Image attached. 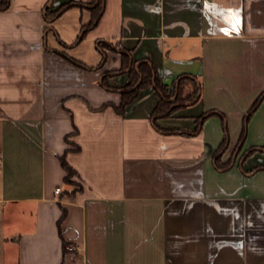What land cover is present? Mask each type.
Segmentation results:
<instances>
[{
    "label": "crops",
    "instance_id": "crops-1",
    "mask_svg": "<svg viewBox=\"0 0 264 264\" xmlns=\"http://www.w3.org/2000/svg\"><path fill=\"white\" fill-rule=\"evenodd\" d=\"M100 3L0 0V264H264V0Z\"/></svg>",
    "mask_w": 264,
    "mask_h": 264
},
{
    "label": "trees",
    "instance_id": "trees-1",
    "mask_svg": "<svg viewBox=\"0 0 264 264\" xmlns=\"http://www.w3.org/2000/svg\"><path fill=\"white\" fill-rule=\"evenodd\" d=\"M95 1H96V0H92L93 3H94ZM6 2H7V0H3V3H6ZM99 4L101 5L100 0H97V6H96L97 8L99 7ZM70 5H71V4H68V5L64 6L62 9H60V10L55 14V16L58 15V14H60L62 11H64V10L67 9L68 7H70ZM100 12H101V7L99 8L97 14L95 15V17H94V19H93V21H92V23H91V26L94 25V24L97 22V20L99 19V17H100ZM83 35H84V32H83ZM83 35H82V36H83ZM121 51H123V50H121ZM138 70H139L140 73H141V81H140L139 83H137L138 86L135 87L136 83H133V84H130L129 86L125 87L124 89L119 90L120 92L126 94L129 98L132 97L133 94H135L136 91H137L141 86H143V85H145V84H147V83H150V82H151V79H152L151 76H150V74H149V73H146V71H145L141 66L138 67ZM120 71H121V70H120ZM117 72H119V71H117ZM113 73H116V72H113ZM183 79H185V78H180L179 81L181 82ZM158 90H159L160 93L163 94V95H165V93H166V91H167V89H166V88H163L162 86H159V87H158ZM170 91H171V93L169 94V96H173L175 93H177V97H181V93H179V91L176 92L175 87H172V88L170 89ZM197 91H198L197 89H194V92H195V93H196ZM263 96H264V93L261 94V95L258 97V99L256 100V102H255L254 105L252 106L251 110L247 113L246 118H247V117L251 114V112L256 108V106H257L258 103L261 101V99H262ZM177 97H176V98H177ZM128 100H130V99H128ZM180 100H181V99H180ZM157 111H158V115H163V114L166 115V111H165L164 109H161V108L159 109V107H158V109H156V113H157ZM161 112H165V113H161ZM209 115H210V113H207V114H205L204 116L200 117V118L197 120V125H196V127H195L194 133L198 130L200 124H201V123L205 120V118L208 117ZM243 139H244V135L242 134V136L240 137L239 143H241V142L243 141ZM227 144H228V137H227V134L225 133V135H224V139H223L222 143L220 144L219 148H218V149L216 150V152L214 153V163H215V166H216L218 169H220V170H226V169H228V168L232 165V162H233V161H232V158H233V156L236 154V151H234V152L232 153L231 158H230L227 162L223 163V162L221 161V156H222V154L224 153V151L226 150V148H227ZM61 164H62L63 168L68 172V175H67L68 178H69L71 175L74 174L73 171H72V169H71V168H70V167L64 162L63 159L61 160ZM64 250H65V245H64Z\"/></svg>",
    "mask_w": 264,
    "mask_h": 264
},
{
    "label": "built area",
    "instance_id": "built-area-1",
    "mask_svg": "<svg viewBox=\"0 0 264 264\" xmlns=\"http://www.w3.org/2000/svg\"><path fill=\"white\" fill-rule=\"evenodd\" d=\"M60 193H61V189H60V188H56V189H55V194L58 195V194H60Z\"/></svg>",
    "mask_w": 264,
    "mask_h": 264
},
{
    "label": "snow or ice",
    "instance_id": "snow-or-ice-1",
    "mask_svg": "<svg viewBox=\"0 0 264 264\" xmlns=\"http://www.w3.org/2000/svg\"><path fill=\"white\" fill-rule=\"evenodd\" d=\"M235 23H236V24H238V23H239V21H238V20H236V21H235ZM233 26H234V25H233Z\"/></svg>",
    "mask_w": 264,
    "mask_h": 264
},
{
    "label": "rangeland",
    "instance_id": "rangeland-1",
    "mask_svg": "<svg viewBox=\"0 0 264 264\" xmlns=\"http://www.w3.org/2000/svg\"><path fill=\"white\" fill-rule=\"evenodd\" d=\"M70 177H72V175H71ZM70 177H69V178H70Z\"/></svg>",
    "mask_w": 264,
    "mask_h": 264
}]
</instances>
